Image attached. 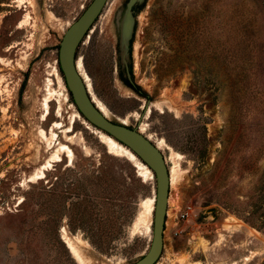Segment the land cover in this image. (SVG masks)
<instances>
[{
    "label": "rangeland",
    "instance_id": "obj_1",
    "mask_svg": "<svg viewBox=\"0 0 264 264\" xmlns=\"http://www.w3.org/2000/svg\"><path fill=\"white\" fill-rule=\"evenodd\" d=\"M92 1L0 0V264H132L151 245V170L80 116L59 67ZM128 1L109 0L78 55L109 118L140 123L166 158L157 264H264V0H146L137 90L121 61Z\"/></svg>",
    "mask_w": 264,
    "mask_h": 264
},
{
    "label": "water",
    "instance_id": "obj_2",
    "mask_svg": "<svg viewBox=\"0 0 264 264\" xmlns=\"http://www.w3.org/2000/svg\"><path fill=\"white\" fill-rule=\"evenodd\" d=\"M108 2L109 0H93L82 15L66 30L60 43L58 62L68 94L80 116L92 127L128 148L153 174L155 205L152 241L148 251L132 264H157L164 250L171 189V175L166 158L156 142L141 132L140 123L132 126L125 123L123 119L107 118L101 112L78 65L80 46L102 16ZM145 2L146 0H129L119 24L123 75L130 80L135 90L138 85L132 81L133 75L129 60L132 55L136 13ZM81 63L84 66V62ZM138 93L141 94V91ZM146 113L147 109L142 113V118Z\"/></svg>",
    "mask_w": 264,
    "mask_h": 264
},
{
    "label": "bare ground",
    "instance_id": "obj_3",
    "mask_svg": "<svg viewBox=\"0 0 264 264\" xmlns=\"http://www.w3.org/2000/svg\"><path fill=\"white\" fill-rule=\"evenodd\" d=\"M80 62V61H79ZM79 65V70H80V68H81V64L79 63L78 64ZM81 73H82V70L80 71ZM83 75V74H82ZM84 76V75H83ZM85 78H86V76H84ZM86 82H87V79H86ZM89 82H87V84H88ZM89 85V84H88ZM89 88V87H88ZM91 88H92V86H91ZM89 91L91 92V90H90V88H89ZM93 93V92H92ZM92 97L94 98V101H95V103L97 104V106H98V108L101 110V112L107 117V118H109V112L107 111V109L99 102V101H97L96 99H95V97L92 95ZM142 132V131H141ZM143 133V132H142ZM144 134V133H143ZM106 138H108V141H109V144L111 145V146H115L116 145V140L115 141H113L114 139L113 138H111L110 136H108V137H106ZM109 147V146H108ZM117 147H119V148H121V149H123L124 151H128V149L125 147V146H123L122 144H118L117 145ZM130 153V152H129ZM133 154V153H132ZM132 159V158H131ZM133 160V159H132ZM135 161H136V159H135ZM145 166V165H144ZM148 168V167H147ZM148 170V169H147ZM170 175H171V173H170ZM171 184H172V181H171ZM177 206L180 208L181 207V204H180V202H178V204H177ZM152 207V206H151ZM73 242V241H72ZM73 244V243H72ZM75 244V243H74ZM69 245V244H68ZM76 246V245H75ZM69 248L74 252V254H76L77 256H79L80 258H81V253H80V250L78 251L77 249H75V247H73V245H71V246H69Z\"/></svg>",
    "mask_w": 264,
    "mask_h": 264
},
{
    "label": "built area",
    "instance_id": "obj_4",
    "mask_svg": "<svg viewBox=\"0 0 264 264\" xmlns=\"http://www.w3.org/2000/svg\"><path fill=\"white\" fill-rule=\"evenodd\" d=\"M193 213H194V208L192 206H188L184 210L182 214V218L188 220Z\"/></svg>",
    "mask_w": 264,
    "mask_h": 264
},
{
    "label": "trees",
    "instance_id": "obj_5",
    "mask_svg": "<svg viewBox=\"0 0 264 264\" xmlns=\"http://www.w3.org/2000/svg\"><path fill=\"white\" fill-rule=\"evenodd\" d=\"M131 73H132V75L134 74V70H133V67H131ZM126 81V80H125ZM128 83V82H127ZM139 89V88H138ZM139 91V90H138ZM141 91V90H140ZM142 94L144 93L143 91L141 92ZM144 96L147 98L148 97V95L146 94V92L144 93ZM72 99V98H71ZM72 102H73V100H72Z\"/></svg>",
    "mask_w": 264,
    "mask_h": 264
}]
</instances>
